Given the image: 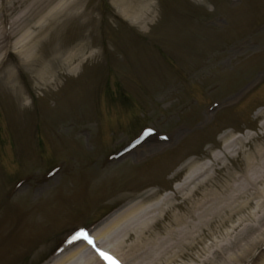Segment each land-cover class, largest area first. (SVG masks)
I'll return each mask as SVG.
<instances>
[{"label": "rangeland", "instance_id": "1", "mask_svg": "<svg viewBox=\"0 0 264 264\" xmlns=\"http://www.w3.org/2000/svg\"><path fill=\"white\" fill-rule=\"evenodd\" d=\"M149 1L143 25L112 0H82V12L49 26L38 48L49 84L11 48L0 52V264H51L120 211L171 193L232 135L253 138L223 159L221 177L242 175L247 152L264 148V0ZM11 3L0 25L28 10L20 0L0 7ZM40 19L14 40L36 34ZM258 188L231 223L195 233L169 264H264ZM168 224L162 213L151 234L170 245Z\"/></svg>", "mask_w": 264, "mask_h": 264}, {"label": "bare ground", "instance_id": "2", "mask_svg": "<svg viewBox=\"0 0 264 264\" xmlns=\"http://www.w3.org/2000/svg\"><path fill=\"white\" fill-rule=\"evenodd\" d=\"M81 1L20 0L28 5V10L20 13L17 18L8 19L6 24L1 23L0 52L11 48L9 50L20 57L24 64L33 63L42 84L51 83L47 75L50 72L47 59L43 60L42 55H38V48L47 35L48 27L58 25L60 17L82 12H75ZM112 3L119 14L134 25H143L150 20L149 13L153 6L149 0H112ZM13 6L12 3L9 6L5 4L0 10H11ZM44 9L46 10L43 11ZM38 16L41 19L36 22V34L27 31L22 38L14 40L20 27L26 26ZM4 18L7 20V12L4 13ZM45 21L49 25L45 26ZM69 58L63 59V65H71L72 60ZM75 70V67L70 68V72ZM11 73V69L7 70L8 76ZM12 78H15L14 73L8 80L11 82ZM252 138L248 134L232 135L223 148L208 161L191 166L171 193L147 204L138 202L120 211L95 234L88 235L86 232L94 244L82 236V244L70 252H66V249L60 251L53 257L51 264H113L110 260L103 259L97 249L110 254L120 264H132L129 256L140 259L143 264H169L184 257L182 246L188 238H193L195 233L205 227H212L216 222L219 223L218 226L228 225L237 211L244 210L249 205L252 195L262 192L258 186L264 185V148L247 152L245 158L248 169L242 175L238 176L229 169L223 177L218 174L219 170L227 168L223 159L241 151ZM192 163L194 160L188 161L185 166ZM218 164L220 168L216 167ZM252 189L255 190L251 191ZM162 213L169 220V224L164 226L165 232L174 239L170 245L167 240L151 234V229H155ZM129 240L131 242L127 247L130 254L127 256L120 252V247L125 246ZM225 260L229 264L232 257L227 256Z\"/></svg>", "mask_w": 264, "mask_h": 264}, {"label": "snow or ice", "instance_id": "3", "mask_svg": "<svg viewBox=\"0 0 264 264\" xmlns=\"http://www.w3.org/2000/svg\"><path fill=\"white\" fill-rule=\"evenodd\" d=\"M83 238L86 239V240H88L89 243H93L94 244V241L86 233L83 234ZM100 255L105 260H111V261L114 262V264H119V262L118 261H115V258L111 257L110 254H108V253H104V252L101 251L100 252Z\"/></svg>", "mask_w": 264, "mask_h": 264}]
</instances>
